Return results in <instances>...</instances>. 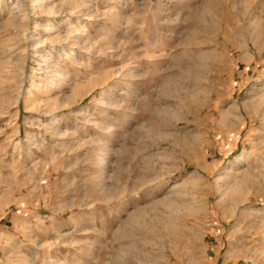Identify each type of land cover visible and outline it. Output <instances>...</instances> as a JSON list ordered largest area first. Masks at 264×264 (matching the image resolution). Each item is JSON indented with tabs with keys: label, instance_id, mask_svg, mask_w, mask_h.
Segmentation results:
<instances>
[{
	"label": "rangeland",
	"instance_id": "rangeland-1",
	"mask_svg": "<svg viewBox=\"0 0 264 264\" xmlns=\"http://www.w3.org/2000/svg\"><path fill=\"white\" fill-rule=\"evenodd\" d=\"M0 264H264V0H0Z\"/></svg>",
	"mask_w": 264,
	"mask_h": 264
},
{
	"label": "bare ground",
	"instance_id": "bare-ground-1",
	"mask_svg": "<svg viewBox=\"0 0 264 264\" xmlns=\"http://www.w3.org/2000/svg\"><path fill=\"white\" fill-rule=\"evenodd\" d=\"M54 24H51V26L48 28L47 27V31L46 33H50L52 30H54V28L52 27Z\"/></svg>",
	"mask_w": 264,
	"mask_h": 264
}]
</instances>
